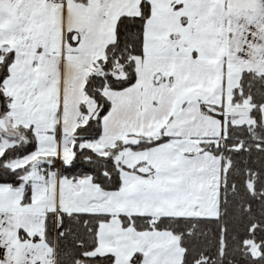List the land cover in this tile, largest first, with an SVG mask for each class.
<instances>
[{"label":"snow or ice","instance_id":"snow-or-ice-1","mask_svg":"<svg viewBox=\"0 0 264 264\" xmlns=\"http://www.w3.org/2000/svg\"><path fill=\"white\" fill-rule=\"evenodd\" d=\"M0 264H264V0H0Z\"/></svg>","mask_w":264,"mask_h":264}]
</instances>
